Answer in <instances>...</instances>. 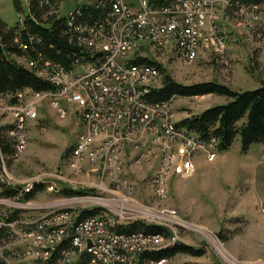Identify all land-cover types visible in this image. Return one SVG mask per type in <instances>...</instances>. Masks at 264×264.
Listing matches in <instances>:
<instances>
[{"label":"built area","instance_id":"obj_1","mask_svg":"<svg viewBox=\"0 0 264 264\" xmlns=\"http://www.w3.org/2000/svg\"><path fill=\"white\" fill-rule=\"evenodd\" d=\"M105 1L109 2V7L102 21L71 25L74 5L102 9ZM60 2L54 12L63 17L76 38L84 36L86 41L88 37H100L101 46L82 48L80 56L72 58L67 67L47 59L37 63L21 58V64L52 84L54 89L17 90L13 93L17 94V102L3 103L0 99V115L4 121H14L10 139L15 155L16 148L26 144L21 141V128H26L28 121L36 124L33 99H44L61 116L66 112L62 104L73 106L76 117H84L87 122V139L76 136L77 152L71 166L78 169L81 161H88L89 175L96 174L97 181H89L88 187H78V184L62 181L58 171L47 178L54 179V186L44 187V190L56 194L58 201L79 199L88 202L87 205L101 206V213L73 223L78 206L70 205L51 207L39 216L25 218L19 216L21 204H14L13 196L0 195V264L1 259L11 260V264H77V257L81 255H88L87 264L92 256L106 258L108 264H137L141 252L126 249V242H144L146 238L154 237L116 232L104 234V228L100 226L103 216L111 215L113 220L127 223L135 220L131 217L136 215L149 218L144 213L135 212L136 209L156 212L145 202L136 200L126 165L139 167L151 163L154 169L150 174V189H158V200L166 199L163 189H167L170 176L189 175L193 171L191 160L194 153L213 147V143H203L198 135L187 129L169 127V119H175L172 98L163 103L147 101L144 95L153 88L151 80L155 74H149L138 64L128 63L127 55L142 47L154 52L169 49L177 50L178 59L184 62L190 34L203 38V45L214 40L223 46L215 29L218 14L230 17L255 11L257 4L264 0H137L136 9H131L124 0H74L73 6L64 13L60 12ZM26 17L29 18L28 15L19 18L20 27H14V36H19ZM251 29L264 36L260 26L252 25ZM140 74H149V81L140 82ZM82 87L91 89V103L81 102ZM205 155L209 161L215 157L211 149L205 150ZM58 184L84 188V195L58 193ZM4 185L13 186L15 183L4 180ZM96 188L110 194L117 193L120 200L106 201L109 198ZM28 192L35 191H26V183L21 184L15 196ZM6 200L12 201L8 212L3 209ZM27 200L30 199H21V202ZM107 204L111 210L103 207ZM46 207L49 206L31 204L26 210L40 211ZM170 211L177 216L175 209ZM13 214L15 216L9 218ZM156 216L166 219L169 216L171 221L182 223L171 215L156 212ZM88 219H95V226H88ZM40 231H47L48 240L40 239ZM172 241H177L173 235ZM97 246L107 247L108 255H98ZM165 261L163 258L149 264H163Z\"/></svg>","mask_w":264,"mask_h":264},{"label":"rangeland","instance_id":"obj_2","mask_svg":"<svg viewBox=\"0 0 264 264\" xmlns=\"http://www.w3.org/2000/svg\"><path fill=\"white\" fill-rule=\"evenodd\" d=\"M124 1L131 9L137 8V0ZM18 2L20 9L16 10L12 0H0V21L6 28L20 27L19 18L27 15L26 0ZM73 4L74 0H61L60 12L68 11ZM75 6L77 5H74V8ZM253 11L230 17L218 14L216 33L224 45L221 46L214 40L207 41L198 48L193 59L182 62L178 59V51L169 49L154 52L142 47L135 52L139 56H149L159 63L163 72L180 84L214 81L235 91L258 87L264 83V36L253 32L251 26H260L264 34V2L258 3ZM162 73L157 80V86ZM7 98L11 99V96L7 95ZM225 100L226 97L215 94L174 96L172 106L175 119L172 120L178 122L185 116L197 114ZM33 101L34 105L36 104L37 120L36 124L34 121L26 122V144L16 148L15 155L3 152L0 154V186L4 185V180L15 183V186L33 183V188L42 184L28 202H21L19 196L14 197V204H21V217L33 218L47 212L51 207L70 205L79 207L75 211L76 214L89 208H95L97 213H101V207L98 205L88 206V202H81L79 199L58 201L56 194L44 190L46 186H54V179L47 178L58 171L66 182L78 184V187H87L89 181L94 183L97 179L96 174L89 175V162L79 164L84 166L83 173L80 172V167L74 169L71 166L72 159H69V155L76 144V136L87 134V125L76 117L73 106L61 103L66 107L65 114L61 116L56 108L44 99L36 97ZM5 122L0 115V137L5 138L11 148V137L3 133L4 127L7 126ZM210 149L215 153L211 161L207 160L205 155V150ZM191 163L193 171L189 175L170 176L165 191L167 198L161 200H158V190L150 189L149 186L153 165H126L136 200L145 202L156 212L174 216L182 222L171 221L169 216L168 219L161 218L156 216V212H150L149 218L132 216L135 220L160 225L169 232L164 240L139 243L160 249L180 242L202 250L197 256L176 253L163 264H264V229L260 232L261 238L258 232L245 224L250 215H264V143H253L245 153H241L236 136L225 151L217 152L213 147L199 149L194 153ZM173 177L179 179L172 181ZM64 185H57L58 193L65 188ZM96 190L109 198L106 201L120 200L117 193L110 194L98 188ZM74 191L81 193L71 196L84 195V188H76ZM11 202L6 200V205H3L7 212L12 208ZM31 204L49 207L40 211L26 210ZM103 207L112 209L108 204ZM171 209H175L177 216L171 213ZM125 215L124 213L123 217ZM110 216L104 217L108 225L113 227L123 223L114 221ZM172 235L177 240L174 243ZM136 243L133 241L127 245ZM253 250L258 251L254 253Z\"/></svg>","mask_w":264,"mask_h":264},{"label":"trees","instance_id":"obj_3","mask_svg":"<svg viewBox=\"0 0 264 264\" xmlns=\"http://www.w3.org/2000/svg\"><path fill=\"white\" fill-rule=\"evenodd\" d=\"M58 1L26 0V13L29 18L24 19V26L18 37L13 35L14 28L5 29V25L0 21V94L11 96V101L15 95L13 93L17 90L25 88L33 91L54 89L52 84L18 62L19 59L24 58V60L37 61V63L47 59L67 67L70 60L79 57L80 51L84 48L79 43L78 36L76 38L75 32L65 24L63 17L54 12ZM12 2L14 8L19 10L18 0H12ZM104 7L95 9L86 5L75 6L71 25L93 24L102 21L109 2L105 1ZM134 53L133 56L128 57V63L154 65L161 73L164 71L162 66L149 56H139L136 52ZM204 94L221 95L227 100L209 106L197 114L183 117L178 120V126L195 133L205 144L212 142L213 148L217 152L227 150L236 136L239 139L241 153H245L253 143H264V83L251 89L235 91L214 81L180 84L163 72L159 85L150 88L144 98L149 102L163 103L174 96L188 97ZM9 146L10 144L5 138L0 137L1 152L11 154L12 148ZM41 187L42 184H39L30 191H36ZM18 193V185L0 186V195L15 197ZM60 193L71 196L81 192L62 188ZM32 195L33 192H28L19 194V197L26 200L30 199ZM95 213H97L95 210H84L80 216L86 217ZM14 216V214L10 215L9 218ZM112 230L123 234L138 232L159 234L164 238L169 234L168 230L160 225L148 224L140 220L115 224ZM176 253L197 256L202 253V250L176 242L169 247L142 251L137 258V264H149L150 261L167 259Z\"/></svg>","mask_w":264,"mask_h":264},{"label":"bare ground","instance_id":"obj_4","mask_svg":"<svg viewBox=\"0 0 264 264\" xmlns=\"http://www.w3.org/2000/svg\"><path fill=\"white\" fill-rule=\"evenodd\" d=\"M56 14H58V13H56ZM217 19H218V17H216V19H215L216 32H217V29H218ZM78 39H79V43H81V45L84 48H89V46H99L101 44V38L100 37H88V38H86V41H85V37L84 36H78ZM202 44H203V38H197V34H190V37L188 38V45L186 46V60L193 59L195 57L196 53H197L198 48ZM18 62L21 63V60L19 59ZM139 66L143 67L149 74H155L154 77H153V80H151V87H157V80L161 76L160 70L154 65L141 64ZM149 74H140V82H148L149 81ZM0 99H1V101L3 103L17 102V94H15L13 96V101H11V99H8L5 94L4 95L0 94ZM81 102L82 103H91V89L89 87H82ZM78 118L80 120H82V122L84 121L85 122L84 124L87 125V122L85 121L84 117H78ZM5 123H7V126L4 127L3 133L7 137L10 138L11 129L14 128V121H6ZM169 127L171 129H178V128L185 129V128L181 127V126H178L177 122L173 121L172 119H169ZM0 133H1V130H0ZM78 137H79V139H87V134H83V133L80 134V135L78 134ZM21 141L23 143H26V128H21ZM22 145H25V144H21L20 146H22ZM76 152H77V143L75 144L74 148L70 152L69 159H73V156L76 154ZM0 154H1V150H0ZM81 162H88V161H81ZM78 167H80L79 168L80 172L83 173L84 172V166H79V164H78ZM61 180L62 181L64 180L62 178V176H61ZM64 181L66 182V180H64ZM33 185H35V184L30 183V184L26 185V191H30L33 188ZM65 185H66V187L68 189H72V190L76 189V187H72V185H68V184H65ZM46 187H49V186H46ZM165 191H166V189H163V196H166V192ZM15 197H18V196H15ZM13 203H14V197H13ZM88 206H90V205H88ZM78 209H79V207L76 210H78ZM88 210H95V208H89ZM75 211H74V215H73V223L82 222L84 217L80 216L81 212L79 211L76 214ZM135 212L144 213V215H147V216L150 217V212L149 211L137 210L136 209ZM104 217L105 216L100 218V226L102 228H104V234H112V233H114V231L112 230V226L107 224V220H105ZM114 221H118V220H114ZM130 221H132V220H130ZM88 226H95V219H88ZM134 234L142 235L143 237H154V238H146L145 241H147V240H149V241L164 240V237L159 235V234H144L142 232H138V233H134ZM40 239L41 240H48L47 231H40ZM130 242H133V241H127L126 242V249H134L135 252L149 251V250H143V249H153V248L147 247L146 245H142L139 242H137L139 244L136 243V244H133L132 246H128L129 244L127 245V243H130ZM174 242L175 241H173V243ZM153 250H157V249H153ZM97 254L98 255H108V248L105 247V246H97ZM86 256H87V259H85ZM87 263H88V255H81V256L77 257V264H87ZM1 264H11V260L1 259ZM44 264H53V263L52 262H45ZM90 264H108V262H107L106 258H100L99 256H92V258L90 259Z\"/></svg>","mask_w":264,"mask_h":264},{"label":"crops","instance_id":"obj_5","mask_svg":"<svg viewBox=\"0 0 264 264\" xmlns=\"http://www.w3.org/2000/svg\"><path fill=\"white\" fill-rule=\"evenodd\" d=\"M177 179H179V178L173 177L172 181H175ZM64 187L66 188V185H64ZM245 224L248 227L250 226L251 227L250 229H254L256 232H258V235L261 237L260 232L263 231V229H264V215H261V216L250 215L249 218L247 220H245ZM253 251L255 253L258 250H253Z\"/></svg>","mask_w":264,"mask_h":264}]
</instances>
